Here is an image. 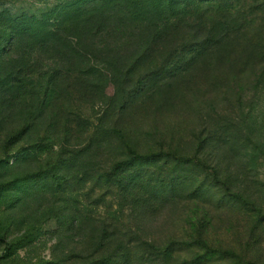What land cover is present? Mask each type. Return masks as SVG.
Returning a JSON list of instances; mask_svg holds the SVG:
<instances>
[{
    "label": "rangeland",
    "instance_id": "374dc122",
    "mask_svg": "<svg viewBox=\"0 0 264 264\" xmlns=\"http://www.w3.org/2000/svg\"><path fill=\"white\" fill-rule=\"evenodd\" d=\"M65 1L0 0V264L264 263V0H198L152 47Z\"/></svg>",
    "mask_w": 264,
    "mask_h": 264
},
{
    "label": "trees",
    "instance_id": "16d2710c",
    "mask_svg": "<svg viewBox=\"0 0 264 264\" xmlns=\"http://www.w3.org/2000/svg\"><path fill=\"white\" fill-rule=\"evenodd\" d=\"M96 0H84L83 6L95 3ZM104 16L120 14L128 18L131 23L142 28L146 35L145 44L149 47L157 45L168 34L174 32L181 24L182 18L190 11L198 8V0H99ZM201 1V0H200ZM79 0L65 1L61 9L79 10ZM78 4V6H76ZM194 37H196L194 35ZM183 40L175 45L168 57L163 61V67L170 70L184 71L194 61L215 44L213 39L197 40L196 38ZM162 71V69H158ZM109 183L116 182L108 180ZM118 184H121L118 181ZM112 234H115L113 232ZM118 255H110L104 264H129V251L123 253L122 259ZM99 264V263H98ZM264 264V263H247Z\"/></svg>",
    "mask_w": 264,
    "mask_h": 264
}]
</instances>
